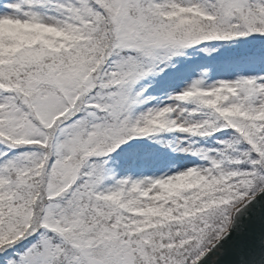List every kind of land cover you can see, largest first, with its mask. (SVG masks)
<instances>
[{
	"label": "snow or ice",
	"instance_id": "obj_1",
	"mask_svg": "<svg viewBox=\"0 0 264 264\" xmlns=\"http://www.w3.org/2000/svg\"><path fill=\"white\" fill-rule=\"evenodd\" d=\"M0 264H264V0H0Z\"/></svg>",
	"mask_w": 264,
	"mask_h": 264
}]
</instances>
